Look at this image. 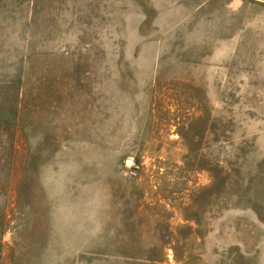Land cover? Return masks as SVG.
<instances>
[{
    "label": "rangeland",
    "instance_id": "obj_1",
    "mask_svg": "<svg viewBox=\"0 0 264 264\" xmlns=\"http://www.w3.org/2000/svg\"><path fill=\"white\" fill-rule=\"evenodd\" d=\"M0 264H264V0H0Z\"/></svg>",
    "mask_w": 264,
    "mask_h": 264
},
{
    "label": "water",
    "instance_id": "obj_2",
    "mask_svg": "<svg viewBox=\"0 0 264 264\" xmlns=\"http://www.w3.org/2000/svg\"><path fill=\"white\" fill-rule=\"evenodd\" d=\"M126 163L129 164V165H131L132 164V161L127 160Z\"/></svg>",
    "mask_w": 264,
    "mask_h": 264
}]
</instances>
